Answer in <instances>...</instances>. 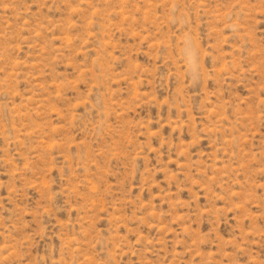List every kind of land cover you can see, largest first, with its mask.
<instances>
[{
	"label": "rangeland",
	"instance_id": "obj_1",
	"mask_svg": "<svg viewBox=\"0 0 264 264\" xmlns=\"http://www.w3.org/2000/svg\"><path fill=\"white\" fill-rule=\"evenodd\" d=\"M0 264H264V0H0Z\"/></svg>",
	"mask_w": 264,
	"mask_h": 264
},
{
	"label": "bare ground",
	"instance_id": "obj_2",
	"mask_svg": "<svg viewBox=\"0 0 264 264\" xmlns=\"http://www.w3.org/2000/svg\"><path fill=\"white\" fill-rule=\"evenodd\" d=\"M189 55V54H188Z\"/></svg>",
	"mask_w": 264,
	"mask_h": 264
}]
</instances>
